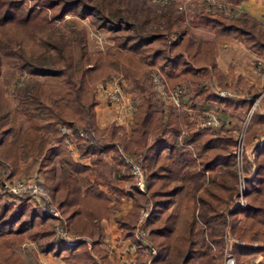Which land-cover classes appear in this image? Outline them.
I'll return each mask as SVG.
<instances>
[{"label": "trees", "instance_id": "obj_1", "mask_svg": "<svg viewBox=\"0 0 264 264\" xmlns=\"http://www.w3.org/2000/svg\"><path fill=\"white\" fill-rule=\"evenodd\" d=\"M32 1L33 5L43 2L44 7L55 9L53 19L76 9L79 16H91L97 26L111 32L113 44L104 52L90 53L83 29L60 34L39 16L42 10L25 6L22 0H0V69L8 67L43 77L33 83L15 109L7 107L0 97L1 152L13 174L20 166L21 153L40 157L42 189L56 203L67 228L89 239L91 248L85 240L59 244L47 214L24 199L16 206L3 203L0 195V264H28L14 249L25 240L35 243L39 252L61 256L65 264H110L99 246V221L109 216L116 204H111L98 184L107 185L109 193L119 197L127 194L124 184L75 162L59 126L74 132L89 126L96 135L101 133L94 122L97 100L93 89L111 74L132 82L140 93L130 130L119 134L120 128L112 124L100 139L116 140L119 148L103 146L91 136L78 137L77 146L81 155L93 157V163L108 150L120 164L124 163L121 152L140 157L149 197L131 187L137 198L128 213L117 219L123 235H132L138 208L148 202L151 210L146 225L157 248L150 264H221L225 222L235 238L232 253L236 264L258 254L264 257V144L254 150L251 162L245 160L249 175L245 178V206L227 210L237 187L232 152L236 139L230 131L198 127L194 113L157 108L140 79L149 67H157L168 88L188 83L191 106L194 100L200 102V108L218 101L228 109L248 112L264 88L235 75L232 67L223 73L217 66V47L240 41L264 58V25L246 11L225 15L200 10L190 20L182 11H174L176 2L152 16L136 0ZM223 1L236 11L235 6L244 0ZM191 23L208 28L212 38L197 39ZM213 76L219 86L247 96L235 100L218 97L208 89ZM261 100L264 102V94ZM201 110L203 113V107ZM19 111L28 122L26 129L17 125ZM262 131L264 114L253 111L246 142ZM53 138L58 141L55 146ZM57 157L66 163L62 174L56 172ZM255 241L259 244H251ZM147 258L139 250L137 263L147 264Z\"/></svg>", "mask_w": 264, "mask_h": 264}, {"label": "rangeland", "instance_id": "obj_2", "mask_svg": "<svg viewBox=\"0 0 264 264\" xmlns=\"http://www.w3.org/2000/svg\"><path fill=\"white\" fill-rule=\"evenodd\" d=\"M22 1L24 2L25 6L35 7V10H40V11L42 10L39 13V16L42 19L46 18L45 21L49 22V24H50L49 27L53 30L58 31L60 34L69 35L72 32V30L83 29L86 33L87 46H88V50L90 53H93L94 51H97V50L104 52L105 49L109 45L113 44V42L109 39V35L111 34V32H109V30H107V28H105V27L97 26V24L93 21V18L91 16H79L78 11L76 9H73L71 11L66 12L62 18L53 19V18H51V16L53 15L55 9H48L47 7H44L42 4L43 2H40V5L36 6V5H33L32 0H22ZM136 2H142L141 5L148 8L150 10L152 16L153 15L155 16L159 11L165 9L167 7V5H169L170 2H176L177 4L174 5V11H176V10L182 11L184 14H186L187 17H189L190 20L193 19V15L197 11H200V10H208L211 12H215V11L222 12L225 15H228V14L229 15L230 14L236 15L240 11H246L244 9V7H242V2H252L253 8L257 9L259 12H262V15H260L259 18L255 17V19H257L258 21H260L264 25V0H244L235 6L236 11L231 10L227 3H226L227 5H225V4L223 5V3H222V2H224L223 0H165V1L164 0H136ZM39 8H41V9H39ZM259 14H261V13H259ZM191 29H192L193 34L197 37V39H211L212 38V34H211L212 32L206 27H203L199 24H194V23L192 24L191 23ZM91 32H98V33L102 34V36L106 39V43L103 44V49H100V47L97 46L95 39L90 35ZM256 55L257 56L253 57V59L250 60L251 61V67L253 66V68L257 71V73L261 74V72L258 70V68H259L258 65H259V62L264 60V58L262 56H259L258 54H256ZM227 60L228 59L225 58L223 60V63H226ZM155 69H157L159 71V73L162 75L163 79L165 80L167 89L171 90L176 86H180L181 88H183V95H181V100H183L182 104H183V107H185V108L181 107V109L188 111V112H191V113H194L193 116L195 118H197V120H198L200 115L202 114L201 108L203 106H201V108H200L199 102L197 100H194V103H193L194 105H192V106L190 105V103H191L189 100L190 90H189L188 83L186 81H184V82H181V83L173 86L172 88H168L167 81H166L164 75L162 74V72L160 71V69L157 67H149V69H147L144 72V74L140 77V79L143 80V82H145L144 84L146 85V91L148 93H151L154 101H157V103L159 105V106L157 105V107H159L160 109H164V110H167L169 108H175L170 102H168V100L166 98H163L158 92H156L153 89L152 83H151V73ZM261 75H263V74H261ZM111 76H116V77H119L121 79L120 80L121 95L125 91L128 95L132 96V98L135 97V99H133L132 101H135V103L139 102L140 93H139L138 89L132 84V82H130V83L126 82L122 78V76H120V75L117 76V75L111 74L108 78H110ZM108 78H105L104 80H106ZM212 78H215V77L213 76ZM212 78H211V81L209 83L208 89L212 90L218 97L230 98V99L235 100V99H242L245 96H247V95L236 94L235 92L231 91L230 89L223 88V87L219 86L217 83V80L212 79ZM42 79H43V77H41V76L30 75V74L25 73L23 71H18V70H14V69H11L8 67H3L0 69V97L6 103L7 107L15 109L18 102L20 101V99L23 97V95L25 93H27L30 90L33 83L36 80L39 81ZM99 82L96 83V85L93 89L94 96H95L96 100H98L97 94H102L101 91L99 89H97V84ZM220 90L228 91L234 97L233 96L221 97V96H219ZM263 94H264V90L262 91V93L257 98L254 99L253 104L251 105V108L249 109L248 112L243 110V109H228L218 101H211L209 103H206V105H207L206 108L203 107V112L208 111V110L214 112L216 114V116L219 118V120L222 122L221 128H211V129H217V130L220 129L222 131L226 130L227 132L230 131L232 133V135L234 136V138L236 139V146H237V141H238L237 137L239 135L242 136V144L244 147L243 153H242V155H243L242 165H241V167H238L237 163H235V168L237 171V183H236L237 187H236V190L238 188V172H239V170L245 176L249 177V175H247L245 172V160H248L249 162H251L253 159L254 150L257 147L263 146V144H264V131L259 132L258 134L254 135L249 142H246L247 134H248L249 127H250L251 113L253 111H256L258 113H260L259 112L260 110L263 111V109H262L263 101L260 99ZM121 100H122V97H121ZM131 107H132L131 113L133 116V111L135 109L134 108L135 105H134V107L133 106H131ZM249 113H250V116L248 117ZM17 114L19 117L17 120V125L20 126L21 129H26L28 126V122L26 121L25 116L20 111L17 112ZM260 114H264V113H260ZM197 120H196V122H197ZM113 122L117 123L115 121H113ZM78 128H84V129H88L91 131L89 126H87V127L81 126ZM260 141H263V143L261 145H259ZM236 146H235L234 150L236 149ZM136 156L131 157V158H133V159L137 158ZM38 157L39 156L37 154L32 155V154H29L26 152L21 153V155H20V166L18 167V171L13 174L12 169L8 165V163L5 161V158H4L3 153L1 152V148H0V195H1V200L3 203H11L14 206H16V205L21 204L22 200L24 199L27 201V203L32 208L42 210V208H41L42 203L32 202V200L30 201L27 198L12 197L8 193L4 192V190L2 188L3 180L7 176L12 177V178H21V177H25V176L32 175L34 173L39 172V170H38V168H39ZM235 157H236V155H235ZM143 169H144V167H143ZM127 170L129 172V167ZM253 170H254V166L251 165L249 172L252 173ZM105 171H109V168L105 167ZM144 171H145V169H144ZM129 176H130V174H129ZM129 183H130V188H131L132 187L131 177H130ZM235 194H236V192H235ZM141 195H143L145 198L149 197L148 192H147V188H146V194L143 193ZM136 198H137L136 195H134V200H136ZM235 198H236V196L234 195V200H235ZM234 200H233V202H234ZM243 201H244V204H246L245 196L243 198ZM51 202L57 208L56 203L53 202L52 199H51ZM231 205L229 206V208L227 210L232 209V208H230ZM145 206H151V205L148 202H143L140 205V207L138 208V213L136 216L137 218L139 216L140 208L145 207ZM236 207H238V206H236ZM60 214L62 215L61 212H60ZM240 216L243 218V214H241ZM50 221H51L52 228H53L54 220L50 219ZM215 222H217L216 224H218L219 226H221V227L223 226L221 222H218V221H215ZM200 225L203 226V223L200 222ZM145 227L148 230V237H149V228L146 225V221H145ZM222 229H223L222 263H223L224 250L229 243L228 240L230 238L233 242V240H235V238L232 237V235L229 231V226H228L227 222H225L224 227H222ZM23 242L16 244L14 246L15 251L23 258V260L25 262H27L28 264H43L39 260V257L37 254L39 251L37 250L35 243L32 242L34 245H30L27 242L26 243L25 242L23 243ZM255 242L257 244H259L258 241H255ZM244 243H247V242H244ZM153 245L155 246V244H153ZM155 248H156V246H155ZM156 250H157V248H156ZM231 250H232V243H231ZM29 251L31 252V253H28L31 256L30 260L28 259L29 255L26 254V252H29ZM261 256L262 255L258 254L256 256L249 257L243 261V264H249V263L255 262L256 260H257L258 264H262V262L264 260H262L260 258Z\"/></svg>", "mask_w": 264, "mask_h": 264}, {"label": "crops", "instance_id": "obj_3", "mask_svg": "<svg viewBox=\"0 0 264 264\" xmlns=\"http://www.w3.org/2000/svg\"><path fill=\"white\" fill-rule=\"evenodd\" d=\"M252 2H242V7L254 17L259 18L262 15V12H259L257 9H254L252 6ZM261 13V14H259ZM213 36V33H211ZM244 56V57H243ZM257 56L256 53L250 51L245 48L244 45L240 41H231L226 44H220L217 48L216 61L219 69L226 73L228 67H232L234 74H240L244 76L250 83L254 84V86L258 88L264 87V75L257 73V71L251 67V59ZM227 58V62L223 63V60ZM215 79V78H212ZM97 104L94 107V122L98 130H101V133L95 134L92 132V136L94 137L101 145H114L116 148H119V143L116 140H100L104 138L106 135V131L111 126V124H115L120 128L119 134L122 132H129L130 126L132 124V113L125 115V119L123 122L114 123L113 116L114 113L119 111V105L117 103L110 102L102 94H97ZM134 97V96H133ZM134 98L128 95L125 91L122 94V103L125 106H133L136 105L135 101H132ZM261 99V98H260ZM154 101V100H153ZM199 102V101H198ZM156 107L158 105L157 101H154ZM200 104V102H199ZM159 106V105H158ZM204 108L207 107L206 104L203 105ZM135 108V107H134ZM159 108V107H157ZM160 109V108H159ZM263 111H259L260 113H264V102H263ZM191 113V112H189ZM99 138V139H98ZM77 138L73 141L72 145L67 146L69 150V154L71 158L80 164L91 167L94 173L102 174L106 179L113 180L117 183L124 184V191L127 193L126 195L117 196L109 193V188L105 184H98V188L103 193L107 194L110 198L111 204H116L115 208L112 210L109 216L101 218L99 221L100 229H101V237L99 246L106 252L107 259L110 264H138L137 263V255L139 250L148 256L146 252L143 250L141 244L136 240L134 235L135 224L137 223V217L135 223L133 225V233L132 235H123L121 227L117 224V219L121 216H124L128 213V211L132 208L134 200V194L130 188V176L128 172V166L124 163L120 164L115 162L114 153L112 150H108L107 152H102L99 155V162L93 163L92 156L81 155L77 146ZM58 141L56 139H52V145H57ZM40 157H38L39 160ZM105 167L109 168V171H105ZM66 163L63 159L57 157L56 158V172L57 174H62L65 171ZM93 178H91L92 180ZM44 182V181H43ZM138 213V212H137ZM70 231L75 232L73 229L68 228ZM79 234V233H78ZM86 246L88 249L91 248V242L89 239L85 237ZM25 243H29L30 245H34L31 241L25 240ZM23 242V243H24ZM22 243V244H23ZM29 252H26L29 255ZM39 260L43 264H65V261L61 256L52 255V253H43L38 252ZM31 256H28L30 260ZM264 260V257H260ZM147 264H150V261L146 260Z\"/></svg>", "mask_w": 264, "mask_h": 264}, {"label": "built area", "instance_id": "obj_4", "mask_svg": "<svg viewBox=\"0 0 264 264\" xmlns=\"http://www.w3.org/2000/svg\"><path fill=\"white\" fill-rule=\"evenodd\" d=\"M165 1V0H164ZM90 35L95 39L97 46L103 49V44L106 43V39L102 34L98 32H91ZM258 70L264 75V60L259 62ZM120 78L116 76H111L106 80H102L97 84V89H99L102 95L110 102L117 103L119 105V111L114 113L113 121L120 123L125 119V115H129L132 112L131 106H125L121 101V83ZM151 83L153 89L158 92L163 98H166L175 108H185L183 107V100H181V95H183V88L176 86L169 90L166 88L165 80L157 69L153 70L151 73ZM219 96H233L230 92L225 90L219 91ZM234 97V96H233ZM250 116V113L248 117ZM197 126L200 128H221L222 122L216 116V114L210 110L204 111L196 122ZM61 132L66 134L64 142L67 146L72 145L73 141L77 137L87 138L92 136V131L84 128H77V130L71 131L65 128V126H59ZM237 141L236 149L233 151L236 155V163L238 167H241L243 161V144L242 136L239 135ZM263 141L259 142L261 145ZM121 158L124 163L129 167V174L132 181V187L139 193L146 194V179L145 172L140 162V157L131 158L130 156L121 152ZM245 176L242 172H238V188L236 190V198L232 203L230 208L240 206L244 207V194H245ZM44 178L40 172L34 173L21 178L6 177L3 180L2 188L4 192L8 193L10 196L15 198H27L32 200V202L42 203L41 208L45 214H47L50 219H53V231L55 233V238L58 240L59 244H74L81 240H85V237L78 233H74L67 228L66 222L60 211L52 204L50 196L48 193L42 189ZM151 206H145L140 208L139 216L137 218V223L134 228V235L136 240L141 244L143 250L149 255L148 260L150 261L157 253L155 246L151 243L148 237V230L145 227V221L148 214L150 213ZM228 245L224 250V259L222 264H236L235 259L231 250L232 240L229 238ZM251 244H257L256 242ZM249 264H258L257 260Z\"/></svg>", "mask_w": 264, "mask_h": 264}]
</instances>
